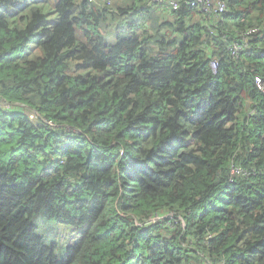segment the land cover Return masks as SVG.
<instances>
[{"label":"trees","instance_id":"trees-1","mask_svg":"<svg viewBox=\"0 0 264 264\" xmlns=\"http://www.w3.org/2000/svg\"><path fill=\"white\" fill-rule=\"evenodd\" d=\"M178 1L0 0V264H264V0Z\"/></svg>","mask_w":264,"mask_h":264},{"label":"built area","instance_id":"built-area-1","mask_svg":"<svg viewBox=\"0 0 264 264\" xmlns=\"http://www.w3.org/2000/svg\"><path fill=\"white\" fill-rule=\"evenodd\" d=\"M90 3H94L96 5H99L100 7L104 8V7H110L112 6V4L115 2V0H87ZM153 3L156 4H160V5H166L168 6L169 10H178V8L180 7L179 1L178 0H153ZM186 6L189 7V4L191 5L190 7H196V6H200L202 5L204 7V9H208L210 6V1L209 0H193L192 2H190L189 0L186 1ZM224 8L225 6L223 4L219 5L218 7V12L219 13H223L224 12ZM256 30H252L250 31L248 34H252L255 33ZM241 50L240 46L235 47L234 49V54H237L239 51ZM215 65H213L214 68ZM257 84L259 85V87L262 89L263 88V84L261 82V80L259 78L256 79ZM3 107L10 109L11 105H9L6 102H1L0 103ZM50 127H56L52 122H46Z\"/></svg>","mask_w":264,"mask_h":264},{"label":"rangeland","instance_id":"rangeland-1","mask_svg":"<svg viewBox=\"0 0 264 264\" xmlns=\"http://www.w3.org/2000/svg\"><path fill=\"white\" fill-rule=\"evenodd\" d=\"M96 1H98V0H96ZM32 114H34L33 112H31ZM27 115H29V117H31V118H33V115L32 114H30V113H26Z\"/></svg>","mask_w":264,"mask_h":264}]
</instances>
